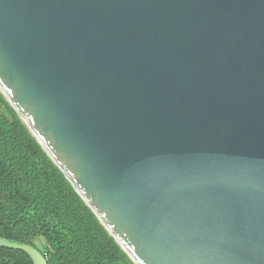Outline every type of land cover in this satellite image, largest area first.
<instances>
[{"label":"water","instance_id":"95a60500","mask_svg":"<svg viewBox=\"0 0 264 264\" xmlns=\"http://www.w3.org/2000/svg\"><path fill=\"white\" fill-rule=\"evenodd\" d=\"M0 93L133 264H264V0H0Z\"/></svg>","mask_w":264,"mask_h":264},{"label":"trees","instance_id":"16d2710c","mask_svg":"<svg viewBox=\"0 0 264 264\" xmlns=\"http://www.w3.org/2000/svg\"><path fill=\"white\" fill-rule=\"evenodd\" d=\"M0 239L34 247L47 264H133L1 93ZM0 264L32 261L0 247Z\"/></svg>","mask_w":264,"mask_h":264},{"label":"rangeland","instance_id":"374dc122","mask_svg":"<svg viewBox=\"0 0 264 264\" xmlns=\"http://www.w3.org/2000/svg\"><path fill=\"white\" fill-rule=\"evenodd\" d=\"M36 243H37V246L40 247V240H37Z\"/></svg>","mask_w":264,"mask_h":264}]
</instances>
